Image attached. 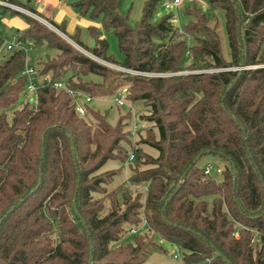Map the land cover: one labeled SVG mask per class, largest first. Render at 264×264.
Instances as JSON below:
<instances>
[{
  "label": "trees",
  "instance_id": "16d2710c",
  "mask_svg": "<svg viewBox=\"0 0 264 264\" xmlns=\"http://www.w3.org/2000/svg\"><path fill=\"white\" fill-rule=\"evenodd\" d=\"M165 1L146 0L135 27L120 13L122 0L71 4L117 37L121 64L108 55L100 30L90 28L95 46L83 47L79 30L69 38L107 63L166 76L113 70L23 14L29 28L18 43L45 42L58 51L37 62L39 76L69 75L67 88L91 97L109 96L128 82V98L148 110L140 122L151 127L133 145L130 163L126 117L112 126L87 106V121L66 90L41 87L37 105L26 101L9 117L24 100L28 63L23 48L4 59L0 221L8 215L0 224V264H143L155 238L183 250L189 264H264V0H189L182 30L173 13L159 16ZM216 11L225 18L230 61L210 25ZM49 23L67 35L65 24ZM3 42L0 34V47ZM204 156L224 161L216 172L221 178L199 166ZM111 160L129 162L131 175L108 189L117 171L102 169ZM142 221L148 231L134 244L111 246Z\"/></svg>",
  "mask_w": 264,
  "mask_h": 264
},
{
  "label": "rangeland",
  "instance_id": "374dc122",
  "mask_svg": "<svg viewBox=\"0 0 264 264\" xmlns=\"http://www.w3.org/2000/svg\"><path fill=\"white\" fill-rule=\"evenodd\" d=\"M28 0H25L24 2L26 6H28L27 3ZM80 1V0H76ZM146 0H122L121 6H120V13L124 16L128 17V22L131 27H135L137 23L139 22L142 14V8ZM188 1H185L180 8L176 10H167L163 4L159 8V16H163L169 13H173L175 17V23L178 29L182 30L184 29V26L187 25V23L190 20L189 16L184 15L182 8L184 5H186ZM202 8H205V4L203 3ZM29 8H32L34 11L38 10V7L35 5L34 2L29 4ZM72 8V7H71ZM216 15L211 21V26H217V32L219 34L220 40H221V49L224 56V59L226 61H230V51H229V45H228V39L226 34V28H225V18L223 14L219 11L215 12ZM33 18V17H32ZM90 21L89 27H78L76 29V32L74 34L67 33L69 37H74V35L79 30V41L81 45L85 48L90 47L94 41L93 36L91 35L90 28H96L100 30L101 37L104 38L108 43V55L111 56L116 64H121L124 60L123 54L119 50L118 45V39L117 37L110 31H104L102 29V21L100 18L91 20L89 17H85ZM35 19V18H34ZM42 24L46 25L49 29L53 30L55 33H57L60 37L68 41L74 48L78 49L79 51L83 52L90 58L96 60L97 62L113 69L119 72L128 73L126 70L121 68L120 66L107 63L101 59H98L94 57L89 51L86 49L80 47L75 42L67 40L63 33H61L59 30H57L54 27H50L48 24H46L44 21L38 20ZM53 22V21H52ZM29 28V23L26 19V17L21 13H13L12 11H4L0 15V34L3 37V45L0 47V65L2 64L3 60L8 58L16 49L23 48L27 54V63L30 66L37 67V62L42 60H47V58H53L58 55V51L54 48H50L47 46L45 42L35 45L31 42H22L18 46V40L19 36L23 34L27 29ZM193 42L190 41L188 45H192ZM13 45L12 50H8L7 46ZM185 64H188V59H185ZM213 72V71H212ZM132 74V73H131ZM135 75V74H134ZM69 75H67L64 79H62L63 83H66L68 80ZM97 80H101L98 79ZM128 82H123V85L116 90L113 94L106 96V97H93V101L88 105V107L96 112H99L100 114L106 116L107 121L110 125L116 126L119 119L121 117H126L125 123L126 130L129 131L130 137V143L126 142L124 144V148L126 149L127 153L129 155L133 152V145L136 144V141L139 139V135L142 134L143 136H146V129L143 131V128H150L151 124L144 122H140V117L143 115H146L148 113L147 107L145 106L144 102L142 101H131L127 94ZM118 101H122L124 104L119 105ZM26 100L21 101L17 106H15L13 109H11L8 112L9 117L12 116L14 109L20 108L23 103H25ZM79 103L84 102V99L81 97L78 99ZM87 121H92L91 115H88L86 117ZM143 150L156 157L158 155V152L148 146H141ZM133 161V160H132ZM131 163V161L129 160ZM129 162L123 164L119 160H111L105 164L102 171H111L116 170V174L113 176V179L108 184V189H113L117 187L119 184H122L128 180V178L131 175V169L129 166ZM199 166L201 167H211L212 172L216 174L217 170H222L225 166L224 161L215 156H204L199 161ZM221 175L218 174L217 177H220ZM106 209L104 213H107L109 210V202L106 201L105 203ZM133 229H137L138 231L135 233L133 232ZM148 226L145 221H142L139 226L137 227H126V232L124 235L116 242H113L111 244L112 247H118V246H128L130 244H134L136 239L147 233ZM176 255V257H174ZM143 264H189L184 259V251L181 250L179 247L169 243L165 242L159 238L154 239V245L150 247L149 253L147 257L144 258Z\"/></svg>",
  "mask_w": 264,
  "mask_h": 264
},
{
  "label": "built area",
  "instance_id": "2783aa9c",
  "mask_svg": "<svg viewBox=\"0 0 264 264\" xmlns=\"http://www.w3.org/2000/svg\"><path fill=\"white\" fill-rule=\"evenodd\" d=\"M185 1H189V0H166L164 3V6L167 10H173V9L176 10V9L180 8V6ZM4 11H15V12L33 17L35 19L44 21L46 24L52 26L49 22L42 19L41 17H39L38 15L33 13L32 11L12 2L11 0H0V15ZM52 27H54V26H52ZM19 45L20 44L18 43V46ZM13 47H14L13 45L7 46L8 50H12ZM126 71L128 73H132L135 75L166 76V75H156V74H144V73H138V72H133V71H129V70H126ZM22 75L26 76L28 79L25 91L23 93L24 100L30 102L31 104L37 105V103H38V90L41 87L51 86V87L55 88L56 90H66L68 92V94H70L72 96V98L74 99L75 106H76V112L80 115V117L86 118L88 116L87 106L93 101V97H91L90 95L85 94L82 91L68 89L65 83H63L60 80L53 81L50 76H39L38 70L35 67L30 66L29 64L26 65L24 71L22 72ZM81 97L84 99V102L79 103L78 99ZM118 104L123 105L124 103L122 101H118ZM129 160L130 161L134 160V154L130 155ZM210 172H211V167L208 166L206 168V173L210 174ZM218 172H221V170L218 169ZM137 231H138L137 229H133V232L136 233ZM174 257H176V255Z\"/></svg>",
  "mask_w": 264,
  "mask_h": 264
},
{
  "label": "crops",
  "instance_id": "0c3cea01",
  "mask_svg": "<svg viewBox=\"0 0 264 264\" xmlns=\"http://www.w3.org/2000/svg\"><path fill=\"white\" fill-rule=\"evenodd\" d=\"M15 1H19L22 4H26L24 2L25 0ZM12 2H14V0ZM32 2H34L35 5L38 7V10H35L37 12L36 15L46 20L47 22L53 21L58 25L65 24L66 34H74L76 32V29L80 26L89 27L91 25L88 19H86L85 17H81L78 11L71 6V4L76 2V0H28V6ZM28 6L22 7L30 11L33 10ZM64 36L70 39L68 35L64 34Z\"/></svg>",
  "mask_w": 264,
  "mask_h": 264
},
{
  "label": "water",
  "instance_id": "95a60500",
  "mask_svg": "<svg viewBox=\"0 0 264 264\" xmlns=\"http://www.w3.org/2000/svg\"><path fill=\"white\" fill-rule=\"evenodd\" d=\"M49 26H50V25H49ZM50 27H52V26H50ZM66 39L69 40V41H71V40L68 39V38H66ZM92 46H95V41H93ZM241 69H243V68H241ZM43 136H44V135H43ZM43 138H44V137H43ZM201 157H202V155H200L199 157H197V159H196L194 162L196 163ZM187 173H188V171L185 173L184 177H186ZM13 210H14V208H12V209L10 210V212H12ZM7 215H8V214H6V215L1 219L0 224H1L2 221L7 217Z\"/></svg>",
  "mask_w": 264,
  "mask_h": 264
}]
</instances>
